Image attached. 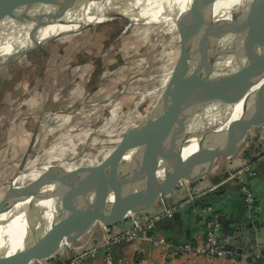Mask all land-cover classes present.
<instances>
[{"label":"water","instance_id":"water-1","mask_svg":"<svg viewBox=\"0 0 264 264\" xmlns=\"http://www.w3.org/2000/svg\"><path fill=\"white\" fill-rule=\"evenodd\" d=\"M95 1L80 0L82 11L78 16L70 13L72 3L69 0H46V13L34 24L28 37L0 36V63L48 44L63 35L80 32L104 21L110 14L102 16L101 20H89V16L96 17L97 11L93 8ZM216 1H208L210 16L214 13ZM113 16H117L116 13ZM205 24L211 35L207 41L204 68L216 97L208 98L202 93L194 98L191 105L186 104L185 125L197 138L192 155L171 163L152 161L131 171L108 195L90 203L86 209L79 206L74 212L53 216L40 224L25 222L20 231V244L11 252L13 255L35 264L36 261L54 255L66 239L75 243L88 234L97 223L114 226L125 220L130 213L150 209L160 199V195L171 194L183 180L195 182L209 175L219 157L236 154L245 144L250 130L264 124V72H258L264 60V0H259L256 9L242 20L236 19L235 16L230 19L212 16L205 19ZM186 52L187 48L181 56ZM228 54L232 64L230 71L226 69L224 62V57ZM198 82V77H192L188 88L190 95L196 91ZM241 102V110L234 116L236 107ZM201 105L210 106L211 114L206 126L197 127L193 125V121ZM164 141L165 137L162 143ZM104 172L110 175L113 171L104 170L103 173L100 172L101 177L94 174L90 175V178L103 181V178L107 177ZM56 174L62 175L57 172L49 178ZM63 176L65 186L60 192L65 194L67 186L75 182L77 175L75 172H67ZM13 189L14 187L0 201V213L3 211L8 214L4 219H0V242L3 241L8 250L12 249L13 242L17 243V234L12 241L8 232L9 226L17 217L12 211L13 205L18 204L22 209H28L49 195L43 187L31 198L17 196ZM57 193L52 191L50 195ZM178 215L176 212L174 217ZM244 215L239 220L234 217L235 224L238 225L234 226V229L227 222L225 226L229 227L232 233H242L239 238L237 236L239 240L253 234L260 237L264 233V230L260 229V220L250 215V211ZM8 242L9 245L6 244ZM227 247L229 249L231 245ZM19 263L16 258L0 256V264Z\"/></svg>","mask_w":264,"mask_h":264},{"label":"bare ground","instance_id":"bare-ground-1","mask_svg":"<svg viewBox=\"0 0 264 264\" xmlns=\"http://www.w3.org/2000/svg\"><path fill=\"white\" fill-rule=\"evenodd\" d=\"M69 1L72 3L70 13L79 16L82 11L80 0ZM208 1L96 0L93 3V8L97 11L96 17L89 16V20H101L102 16L112 12L131 22L139 20L143 15L152 16L154 21L162 19L163 15L159 13L168 7L181 13L198 10L204 22L206 18L209 19L212 16L229 19L235 16L236 19L242 20L253 12L259 3V0H217L214 4V13L210 16L207 8ZM45 13L46 0H0V36L28 37L34 24ZM210 35V30L207 29L205 34L198 41L189 44L187 52L164 72L133 78L129 87L122 92L132 99L133 105L125 109L123 118L109 131L101 134L88 132L93 124L101 122L98 114L96 122L91 121L76 129L61 130L54 138L56 142L50 148L47 147L53 152L50 155V158H53L51 161L38 164L31 169L22 168L16 173L13 190L17 196L24 195V197L31 198L42 187L49 195L28 209H22L18 204L13 205L12 211L17 214V217L9 226L8 232L12 241L17 234L15 238L17 243L11 242L13 247L8 250L1 241L0 256L16 258L19 264H31L27 259L11 253L20 244L18 243L22 234L20 231L25 222L40 224L53 216L74 212L80 208L79 206L86 209L90 203L108 195L131 171L152 161L171 163L192 155L197 145V138L185 125V107L191 105L194 98L202 93L208 98L216 97L212 82L204 68L206 46ZM224 62L226 69L230 71L232 64L229 54L225 55ZM198 68H200L199 71ZM258 72H264V60ZM195 76L199 78L198 87L190 95L188 86L192 77ZM135 84L141 85L142 88H132ZM145 84L151 87L143 88ZM149 98L154 100L153 103L147 105ZM112 104L113 99L99 106L104 110ZM241 107L242 102L237 105L234 116L240 112ZM210 114V106L201 105L194 117L193 125L206 126ZM164 122H168V125L166 124V128L162 129ZM164 137L165 141L162 143ZM107 140L109 143L106 144ZM91 142L97 146L89 145ZM126 151L128 154L124 155ZM82 159H95V162L97 160L100 162L98 164L83 163ZM104 170L113 172L110 175L104 172L107 177L103 178V181H94L96 180L94 177L90 178V175L94 176V174H99L98 177H101L100 172L103 173ZM57 172L62 175L56 174L49 178L51 174ZM67 172H75L77 176L75 182L67 186V192L64 194L60 192V189L65 186L63 175ZM52 191L58 192L57 195H50ZM7 215L2 211L0 219H4ZM6 244L9 245V242Z\"/></svg>","mask_w":264,"mask_h":264},{"label":"rangeland","instance_id":"rangeland-1","mask_svg":"<svg viewBox=\"0 0 264 264\" xmlns=\"http://www.w3.org/2000/svg\"><path fill=\"white\" fill-rule=\"evenodd\" d=\"M173 9L161 11L162 19L153 21L152 16L143 15L135 22L111 12L108 20L0 63V201L14 187L20 169L53 159L47 147L56 142L61 130L99 118L101 122L88 132L109 131L133 105L122 93L131 80L164 72L205 34L207 27L198 10ZM111 99L113 104L101 109L99 104ZM149 99L147 105L154 100Z\"/></svg>","mask_w":264,"mask_h":264},{"label":"crops","instance_id":"crops-1","mask_svg":"<svg viewBox=\"0 0 264 264\" xmlns=\"http://www.w3.org/2000/svg\"><path fill=\"white\" fill-rule=\"evenodd\" d=\"M264 146V124L253 127L247 137L243 147L230 157H219L211 173L198 180L195 184H189L192 196L189 195L187 186L181 182L178 187L169 195L165 196L167 205L178 204L185 200V205L178 207V216L161 219L154 230L155 236L165 237L170 241L200 244L204 242L207 225L206 218L211 215L205 212L206 206H212L221 223L222 235H232V247L239 252H262L264 251V233L257 237L244 236L240 240L239 234L232 233L225 223L234 229V217L242 219L245 213L250 211V215L256 216L260 220L264 230V158H261V150ZM248 151L247 154L245 152ZM244 164H250L256 172L255 175L246 174V181L254 197V209H250L245 200V196L240 189L239 182L233 177L234 172ZM164 208L161 200L148 210L143 212V216H151ZM245 216V215H244ZM129 220L114 225V230L124 229L128 226ZM111 227V226H109ZM259 229V230H260ZM232 230V229H231ZM244 234V233H243ZM102 239V228H93L88 234L76 241L75 250L92 247ZM138 251L136 243H125L115 247V254L123 261L117 264H252L240 257H218L208 258L203 255L178 254L173 261L166 258V250L163 247H154L149 243L140 245ZM70 255V253H67ZM66 255V254H65ZM67 257L60 255L49 261V264H60ZM84 264H104L103 250L101 249L96 258L88 259ZM254 264H264V259L258 260Z\"/></svg>","mask_w":264,"mask_h":264},{"label":"built area","instance_id":"built-area-1","mask_svg":"<svg viewBox=\"0 0 264 264\" xmlns=\"http://www.w3.org/2000/svg\"><path fill=\"white\" fill-rule=\"evenodd\" d=\"M260 153L261 158H264V146ZM255 173L256 172L251 168L250 164H244L233 174V177L240 184V189L250 209H254L255 197L247 184L246 174L255 175ZM182 182L187 186L189 195L192 196L189 187L190 182L187 180H183ZM160 200L164 205L161 211L151 216H143V212L130 213L126 218L129 220V225L118 232H113L110 230L109 226L100 223V227L102 228V239L98 244L88 248L82 247L77 251H73L75 250V244L66 239L54 255L38 262L40 264H49L51 259L70 253L68 259L60 264H84L86 260L96 258L102 249L104 264L122 263L123 259L115 254L114 249L118 245L131 242L137 244L139 252L141 251L139 249L140 245L144 243H149L154 247H163L166 250V258L170 263L173 261L174 256L178 254L203 255L211 259L218 257H240L249 260L251 263H256L259 259H264V251L239 252L233 249L231 244L234 238L232 235H222V227L217 214H214L207 220L205 240L200 244L190 241H170L165 237L155 236L152 231L157 223L163 218H172L177 212L178 207L185 205V200L178 204L167 205L164 195H160ZM205 212L212 214L214 212L213 207L207 206ZM228 245H231V248L228 249Z\"/></svg>","mask_w":264,"mask_h":264},{"label":"trees","instance_id":"trees-1","mask_svg":"<svg viewBox=\"0 0 264 264\" xmlns=\"http://www.w3.org/2000/svg\"><path fill=\"white\" fill-rule=\"evenodd\" d=\"M247 153H248V151L245 152V154H247ZM196 182H197V181L193 182V184H195ZM191 183H192V182H191ZM254 206H255V201H254ZM206 207H207V206H206ZM214 214H216L215 211H214L211 215L207 216V218H206V222H207V220L210 219ZM128 225H129V224H128ZM112 228H114V226H111V227H110V230L113 231V232H118V231L122 230V229H120V230H114V229H112ZM64 256L67 257L66 260H67L68 257H69V255H68L67 253H66V255H64ZM233 259H234V258H233ZM242 259H243V258H242ZM243 260H245V259H243ZM259 260H260V259H259ZM246 261H249V260H246ZM249 262H250V261H249ZM257 262H258V261H257ZM257 262H256V263H257ZM250 263H251V262H250ZM252 264H254V263H252Z\"/></svg>","mask_w":264,"mask_h":264}]
</instances>
